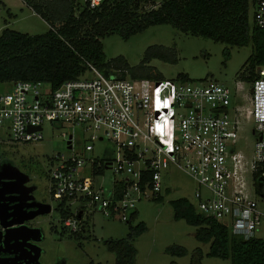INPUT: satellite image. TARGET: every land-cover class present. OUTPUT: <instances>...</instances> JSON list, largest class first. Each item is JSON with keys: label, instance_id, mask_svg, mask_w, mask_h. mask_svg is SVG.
Returning a JSON list of instances; mask_svg holds the SVG:
<instances>
[{"label": "built area", "instance_id": "2783aa9c", "mask_svg": "<svg viewBox=\"0 0 264 264\" xmlns=\"http://www.w3.org/2000/svg\"><path fill=\"white\" fill-rule=\"evenodd\" d=\"M252 6V22L264 30V0ZM257 73L246 114L239 104L241 79L234 90L216 81L129 80L89 64L84 75L54 90L43 82L11 83L0 95V127L12 144L40 142L45 123L71 127L62 134L68 156L48 160V178L63 209L79 204L63 219L72 234L88 213L129 222L138 202L161 195L173 167L194 181L202 215L250 240L264 220V66ZM249 119L256 139L248 164L236 141L241 121ZM104 140L113 148L96 156L94 143Z\"/></svg>", "mask_w": 264, "mask_h": 264}, {"label": "rangeland", "instance_id": "374dc122", "mask_svg": "<svg viewBox=\"0 0 264 264\" xmlns=\"http://www.w3.org/2000/svg\"><path fill=\"white\" fill-rule=\"evenodd\" d=\"M65 6L55 2V8L71 5L68 0ZM90 7L96 6L102 0H89ZM163 0H155L158 5ZM86 0H74L76 6H83ZM147 8H154L147 6ZM253 6L249 10V22L252 23ZM78 12L76 11V15ZM10 29L31 36L44 34L48 24L32 11L21 0H0V33ZM105 62L114 65L109 71L115 74L123 71L126 79L153 77L160 75L163 80L178 82L179 75H185L189 83H203L216 81L230 89H235L239 73L247 66L248 58L252 54V44L235 47L210 39L192 36L172 28L169 25L152 26L144 32L123 40L119 35H111L102 41ZM149 51V52H148ZM161 55L143 63L148 53ZM229 52V57H225ZM121 74V73H120ZM243 81V80H242ZM11 83H0V95L11 90ZM171 88V87H168ZM251 83H243L238 93L239 104L244 113L250 107ZM171 94L168 89L167 95ZM241 101V102H240ZM256 124L253 120L241 121L236 147L249 164L254 158ZM71 127L65 123L57 126L44 124L43 139L40 142L26 144H12L9 142L8 132L0 127L1 154L9 160V165L21 167L32 176L37 191L36 198L43 199L51 206L49 214L40 216L47 234V241L43 244L48 254H66L67 264H115V257L109 253L103 243L110 239H123L129 233V228L144 223L147 230L134 242L137 251L135 264H231V259L208 257L209 244L200 243L195 238L196 228L188 225L184 220L173 219L171 201L180 198L187 199L195 206L193 194L194 181L175 168H170L164 175L161 201L142 200L135 205L137 216L129 222L110 219L99 213H88L82 225L88 224L90 231L82 234V238H71V233L64 228L62 211L73 213L78 207L77 202H70L63 207L60 201L53 197L48 178V160L58 154L68 156L66 140L62 134H69ZM113 145L104 140L94 143V154L102 156L105 150L111 151ZM111 172L106 171L105 179ZM198 211V210H197ZM199 212V211H198ZM255 238L264 239V220L255 234ZM60 240V242H58ZM179 246L187 250L186 256H174L170 249Z\"/></svg>", "mask_w": 264, "mask_h": 264}, {"label": "trees", "instance_id": "16d2710c", "mask_svg": "<svg viewBox=\"0 0 264 264\" xmlns=\"http://www.w3.org/2000/svg\"><path fill=\"white\" fill-rule=\"evenodd\" d=\"M22 2L44 20L49 29L34 36L10 29L0 33V83L43 82L54 90L64 82L84 75L89 64L103 74H115L109 70L116 64L105 62L101 41L115 34L127 41L158 25H169L183 33L230 46L252 44L248 66L239 73L244 82L252 84L259 79L257 71L264 66V30L249 22L253 0H163L158 5L155 0H102L93 7L89 0L83 6H76L71 0V5H67V10L63 7V11L55 8V2L65 6L68 0ZM155 57L164 59L150 52L143 63ZM225 57H229V52H225ZM118 75L125 78L123 71ZM137 79L163 80L160 75L133 76V80ZM178 79L187 82L185 75H179ZM155 200L161 201V195ZM170 204L173 219L184 220L195 227V238L209 244L208 257L231 259V264H264V239L244 240L232 235L229 227L205 217L185 198ZM61 214L63 219L70 215L68 211ZM136 216L134 213L131 219ZM86 226L82 225L81 231L71 233L70 237L82 238V234L89 232ZM146 230L141 222L129 228L125 238L104 241L105 249L115 257V264H135L134 242ZM169 252L174 256L187 255V250L179 246Z\"/></svg>", "mask_w": 264, "mask_h": 264}, {"label": "flooded vegetation", "instance_id": "af4514ba", "mask_svg": "<svg viewBox=\"0 0 264 264\" xmlns=\"http://www.w3.org/2000/svg\"><path fill=\"white\" fill-rule=\"evenodd\" d=\"M8 163L0 153V264H67L66 254L49 255L44 247L47 234L38 219L40 216L23 223L14 222L35 213V204L48 203L36 198L32 176L18 167V161L10 162L16 163L17 168ZM11 175L13 178L6 177ZM18 236L22 241H9V237Z\"/></svg>", "mask_w": 264, "mask_h": 264}, {"label": "water", "instance_id": "95a60500", "mask_svg": "<svg viewBox=\"0 0 264 264\" xmlns=\"http://www.w3.org/2000/svg\"><path fill=\"white\" fill-rule=\"evenodd\" d=\"M6 177L13 178V175L6 176ZM8 192H10V191H8ZM34 206L37 208V211L35 213H33L29 217L25 218L24 220H19V221H14V222H16V223H23L25 220H32V219H34L37 216H43V215L49 214L51 212V206L49 204H40V203H37ZM80 217H81V213L78 214V218H80ZM11 224H14V223L11 222ZM30 231H32V229ZM9 241H11V242L12 241L13 242L22 241V238L20 236H18V237H9Z\"/></svg>", "mask_w": 264, "mask_h": 264}, {"label": "crops", "instance_id": "0c3cea01", "mask_svg": "<svg viewBox=\"0 0 264 264\" xmlns=\"http://www.w3.org/2000/svg\"><path fill=\"white\" fill-rule=\"evenodd\" d=\"M21 1H22V0H21ZM22 3H23V2H22ZM23 4H24V3H23ZM24 5H25V4H24ZM29 9H30V8H29ZM30 10H31V9H30ZM31 11H32V10H31ZM32 13H33V15H36L34 12H32ZM36 16H38V15H36ZM134 213H137V212L135 211ZM134 213H133V214H134ZM133 214H132V215H133ZM86 227H87V228L89 229V231H90V226H89L88 224H87ZM87 228H85V230H86Z\"/></svg>", "mask_w": 264, "mask_h": 264}]
</instances>
